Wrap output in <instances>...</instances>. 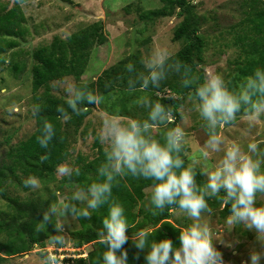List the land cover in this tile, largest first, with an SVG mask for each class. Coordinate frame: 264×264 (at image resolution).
Returning a JSON list of instances; mask_svg holds the SVG:
<instances>
[{"label": "clouds", "instance_id": "clouds-1", "mask_svg": "<svg viewBox=\"0 0 264 264\" xmlns=\"http://www.w3.org/2000/svg\"><path fill=\"white\" fill-rule=\"evenodd\" d=\"M23 7L24 0H17ZM142 69L134 63L125 65L129 74L127 88L129 95L144 93L149 88L159 89L170 74L180 77L181 87L189 89L188 100L205 130L207 139L199 153L192 156L188 148L191 138L185 128L175 121V113L184 114V105L179 108L152 100L147 95H138L132 105L144 109V118H133L120 111H101L100 125L94 137L103 149L104 159L96 169L97 179L81 186L76 184L71 195L57 194V200L37 220L34 231L48 233L52 246L64 242L63 226L71 218H91V214L107 207L102 218V227L96 229V239L103 246L96 264H128L129 224L123 204L114 197L113 189L122 179L129 176L152 181L150 202L153 215L166 208L175 207L192 223L179 231V244L169 238L151 239V229H139L131 237L139 252H145L146 264H225L223 253L215 246L213 232L205 214L213 209L208 201L218 198L221 204L230 205L226 223L233 230L237 226L254 231L257 241L264 245V205L257 206L258 196H264V149L261 140H250L246 148L239 142L227 141L220 129L233 125L239 118L249 128L264 117V68L257 67L252 74L236 85L225 79L222 73L205 70L201 77L185 62L174 59L167 48L156 47L141 57ZM65 93V104L57 107V119H70L72 113L80 115L88 111L86 105L99 106L105 96L87 85H78L65 77L59 82ZM18 110V109H17ZM40 112L34 106L33 115ZM162 130V131H158ZM56 136L55 125L46 117L42 118L36 141L43 149ZM222 154L209 168L202 167L197 173L196 166L205 165L214 154ZM48 155L40 157L41 162ZM205 177L203 183L197 175ZM57 178L79 176L80 170L68 162L56 165ZM26 188L39 189L40 179L29 175L23 180ZM231 230V231H232ZM230 231V232H231ZM231 246V245H229ZM264 253L253 250L251 264H259ZM139 253L137 254V259ZM62 258L48 254L43 264H60Z\"/></svg>", "mask_w": 264, "mask_h": 264}, {"label": "rangeland", "instance_id": "rangeland-1", "mask_svg": "<svg viewBox=\"0 0 264 264\" xmlns=\"http://www.w3.org/2000/svg\"><path fill=\"white\" fill-rule=\"evenodd\" d=\"M188 1L194 5L200 17L199 34L205 41L201 58L196 61L198 68L203 74L206 69L220 72L228 81L229 75H235L237 72L236 60L243 56L234 42L237 35L242 32L239 23L245 16L244 12L247 9L245 5L249 0ZM127 5H131L129 13L124 10ZM15 6L21 8L24 15L22 25L28 32L18 39L19 45L16 48L4 54L5 63L0 68V162L8 161L4 158L5 151L25 141L35 131L31 93L32 53L38 47L48 46L55 36L66 40L71 34L93 23L99 22L102 26L105 43L92 47L79 78L72 76L69 78L75 83H95L96 92L105 96V102L99 106L94 105L82 125L76 130L71 125H67L66 120H61V130L67 136L69 150L66 162L77 168L78 158L89 161L96 157L95 143L101 147L94 137L95 130L100 125L101 111L112 112L118 109L121 114L133 118L146 116L145 110L133 106L132 101L138 95H147L151 98L153 93L146 91L137 92L135 96L129 95L125 91L127 87L123 84L124 76L128 74L125 65L135 62L142 69L141 57L148 55L156 47L167 48L174 55L182 47V42L172 40L174 30L181 22V18L174 15L159 19L153 24L139 21L135 9L160 8L161 4L158 0H24L23 7L17 0H0V15ZM13 64H23L22 71L14 72ZM171 77L172 74L167 80H171ZM62 80L52 82L49 92L52 96L65 100L64 90L59 83ZM156 94L168 95L169 91L164 88V92ZM184 106V114L178 112L179 117L176 122L185 128L191 138L188 151L192 156H196L207 136L201 127L198 115L191 111L192 102L188 100V95L185 97ZM220 132L227 141L235 140L246 148L250 140L264 141V117H261L252 128L248 127L247 122L238 118L235 124L225 126ZM260 147L264 149V143H261ZM221 155L214 154L206 165L204 162L198 164L196 170L200 172L205 166L210 168ZM26 178L24 176L19 179L9 178L4 186L7 195L23 202H43L46 210L57 200L58 193L61 196H69L75 187L74 184L67 183L66 178H57L54 173L53 181L46 184L41 181L42 186L33 190L24 186L23 180ZM144 193L148 195L150 188H146ZM8 203L6 199L0 197V211L9 212ZM261 205H264V196L257 198V206ZM139 207L147 209L148 205L146 202L138 203L136 210ZM211 208L212 214H205V217L211 226L213 239L222 238L214 243L223 253L225 264H251L250 257L253 250L264 253V245L257 241L254 231L243 229V226H237L232 230L226 223L227 217L223 219L219 216L222 206ZM0 218L4 217L0 216ZM137 221H140V218ZM170 221L180 229L192 223L185 215L179 214L178 210L172 211ZM79 228L78 219L71 217L63 226L65 239L61 249L63 257L70 256L69 259H64L68 260V264H87V257L83 258L84 263H78L77 258L73 259L72 255L82 251L88 256L92 249L91 244H85L82 250H72L77 248L73 247L69 234ZM5 239L4 234L0 235V255L4 258L1 264H43L45 257L52 254V245L43 248H40L41 245H36L32 251L9 255L1 246ZM141 253L145 254V252ZM136 264H146V261L141 257ZM259 264H264V255Z\"/></svg>", "mask_w": 264, "mask_h": 264}, {"label": "trees", "instance_id": "trees-1", "mask_svg": "<svg viewBox=\"0 0 264 264\" xmlns=\"http://www.w3.org/2000/svg\"><path fill=\"white\" fill-rule=\"evenodd\" d=\"M161 4L160 8L153 10L135 9L138 13L139 21L143 23L153 24L162 18H170L174 15L181 18V22L176 26L172 40L182 42V47L172 57L179 59L190 65L194 72L203 79V72L198 68L196 61H199L205 41L199 34L200 17L196 12L194 5L188 0H158ZM131 5H127L124 10L130 12ZM245 7V16L240 21L242 32H240L234 44L240 48L243 56L236 60L235 75H229V82L232 85L238 84L245 77L252 74L257 67L264 68V0H249ZM24 15L19 6H15L0 15V68L5 63L4 54L19 45V38H22L28 32L27 28L22 25ZM105 36L102 26L99 22L93 23L83 30L71 34L66 40L55 36L48 46L38 47L32 53L31 66V93L34 106H40V112L34 115L35 131L25 141L20 142L17 146L11 147L4 152V158L8 161L0 162V197L6 199L9 212L0 211V235L4 234L6 239L1 244L3 250L11 255L18 252H29L36 245L40 248L51 245L48 241V233L53 231V225H49L46 232L37 234L34 226L41 214L46 210L43 202L20 201L17 198L8 196L5 185L9 178L19 179L21 176L29 175L37 176L44 184L54 180L56 165L67 161L69 150L67 145V136L61 130L62 122L57 119L59 113L57 107L65 104V100L54 97L50 94V84L55 81L64 79L65 77L79 78L81 76L84 65L93 46L105 43ZM137 69H140L138 63H135ZM23 65V64H22ZM21 64H13L14 72L22 71ZM128 74L124 76L123 84L127 87ZM180 77L172 74L171 80L162 83L159 89L149 88L152 100H159L165 105H172L179 108L184 105L185 97L188 95L189 89L181 87ZM78 85H87L96 92L95 83H77ZM164 88L169 91L168 95L159 96L157 92H164ZM40 91H42L40 93ZM94 105H86L87 112L80 115L72 113L69 109L70 119L66 120L67 125H71L75 130L78 129L83 120L89 115L90 109ZM48 118L56 128V136L49 144L48 149H43L36 141L39 135V129L42 124V118ZM175 121L171 126L177 124L179 117L178 112L175 113ZM97 147V155L89 161H83L78 158L76 164L80 170L79 176H73L70 182L67 178L65 181L71 184H79L81 186L92 180L97 179L96 169L103 161V149L95 143ZM48 155L46 161L41 162L40 157ZM199 173V171H197ZM205 178L197 175V181L203 183ZM152 181L145 179H136L131 176L121 180L120 184L113 189V195L124 206L129 224L128 236L129 241L124 245V249L128 252V264H136L138 259L145 260V254L133 245L131 237L133 233L139 229H151V239H171L175 245L179 244L178 237L180 228L173 225L170 221L171 213L177 210L175 207L166 208L162 213L153 215V206L151 205L149 196L144 193L146 188H150ZM146 202L148 207L143 209L138 203ZM210 207L222 206L219 211L221 218H226L230 213V205H223L218 198L208 201ZM107 214V207H103L92 212L91 218H77L80 228L69 235L70 241L74 248H81L85 244H91L92 249L87 256V264H96L101 253L104 251L103 246L96 239V229L102 227V218ZM140 218V221L137 219ZM63 235V233H61ZM64 236V235H63ZM48 243L44 245V243ZM49 247V246H48ZM55 248H62L63 243ZM139 258L137 259V254ZM4 258L0 255V264ZM78 263H84V259H77Z\"/></svg>", "mask_w": 264, "mask_h": 264}, {"label": "built area", "instance_id": "built-area-1", "mask_svg": "<svg viewBox=\"0 0 264 264\" xmlns=\"http://www.w3.org/2000/svg\"><path fill=\"white\" fill-rule=\"evenodd\" d=\"M50 247V246H49ZM84 246H82L80 249H72V250H82ZM48 247H46V250H47ZM49 252V251H48ZM51 252H52V255H55L57 256L58 258H62L61 261H60V264H68V260H64V259H69L70 256L69 255H65V257H63L62 255V249L61 248H55L54 246H51ZM73 252V251H72ZM87 257V254L86 253H82V251L78 252V254H74L72 255V258L75 259H83V258H86Z\"/></svg>", "mask_w": 264, "mask_h": 264}]
</instances>
